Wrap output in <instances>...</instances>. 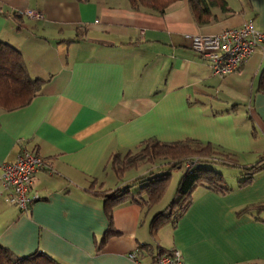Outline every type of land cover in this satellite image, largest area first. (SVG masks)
Wrapping results in <instances>:
<instances>
[{
    "label": "crops",
    "instance_id": "0c3cea01",
    "mask_svg": "<svg viewBox=\"0 0 264 264\" xmlns=\"http://www.w3.org/2000/svg\"><path fill=\"white\" fill-rule=\"evenodd\" d=\"M196 1L174 0L159 12L131 0H0V41L41 80L25 105L0 106V167L24 150L43 162L29 187L37 199L25 210L5 200L0 184L2 246L58 264H131L133 251L153 264L170 249L184 264H264V165L243 185L242 171L223 175L225 192L195 186L176 223L154 233L150 220L161 208L127 200L105 211L104 194L164 167L129 178L140 164L115 171L113 160L147 139L264 157V42L219 77L186 37L247 21L262 28L264 0H224L228 10L212 5L203 22Z\"/></svg>",
    "mask_w": 264,
    "mask_h": 264
},
{
    "label": "trees",
    "instance_id": "16d2710c",
    "mask_svg": "<svg viewBox=\"0 0 264 264\" xmlns=\"http://www.w3.org/2000/svg\"><path fill=\"white\" fill-rule=\"evenodd\" d=\"M133 5L148 4L153 9L162 12L174 0H131ZM196 17L199 22L209 12L212 5H220L228 10L224 0H197L195 2ZM40 79L30 78L24 68L20 52L9 44L0 41V106L13 108L25 105L38 91ZM258 88L264 91V70L258 83ZM212 145L203 144L194 139L177 142H160L156 139H147L140 143L134 152L128 151L118 161L113 160L115 171L119 174L126 168L143 162L159 165H168L170 168H179L186 161L193 162L186 167L180 176L177 185L176 198L164 210L157 211L150 220V229L154 233L165 223L175 224L178 218L186 211L191 203V192L197 185H203L217 192H225L227 186L221 172L213 168V164L232 165L224 161ZM231 154V153H230ZM232 155V154H231ZM264 165V157L252 164L244 165L240 169L245 178L239 180V185L246 184ZM155 173L150 171L147 175L138 178L133 184L121 187L109 194H104L105 211L110 216L112 209L127 200L139 203L145 209H150L163 196L170 173L164 171ZM168 169V168H167ZM137 185L135 191L131 186ZM260 206V205H257ZM264 206V205H262ZM261 207V206H260ZM169 220L171 222H169ZM160 250L159 252H163ZM158 252V253H159ZM0 264H58L47 254L36 251L26 256H17L0 244Z\"/></svg>",
    "mask_w": 264,
    "mask_h": 264
},
{
    "label": "built area",
    "instance_id": "2783aa9c",
    "mask_svg": "<svg viewBox=\"0 0 264 264\" xmlns=\"http://www.w3.org/2000/svg\"><path fill=\"white\" fill-rule=\"evenodd\" d=\"M37 16L34 11L28 12ZM191 48L208 63L213 75L223 77L236 71L264 42V27L256 28L252 22L227 27L213 34H187ZM42 159L34 152L22 151L12 162L1 164L0 184L7 191L5 200L25 210L37 195L29 194L33 174L42 167ZM131 264H143L136 252L128 254ZM153 264H184L181 252L170 249L159 252Z\"/></svg>",
    "mask_w": 264,
    "mask_h": 264
},
{
    "label": "rangeland",
    "instance_id": "374dc122",
    "mask_svg": "<svg viewBox=\"0 0 264 264\" xmlns=\"http://www.w3.org/2000/svg\"><path fill=\"white\" fill-rule=\"evenodd\" d=\"M214 149L217 151L221 150V151H219L220 154H218V157H220L224 161H228L230 163H233L232 165H223V164H213L212 165L215 170L221 172L222 175H224L226 177H228L229 175H233L234 173H237V174L242 173L240 168L243 166V164L246 163L247 165H252L256 162V161L253 162L256 159L253 158L252 156L246 157V158H242V157L239 158L237 156L231 155L228 151L224 150L223 148H220L219 146L214 148ZM248 162H253V163H248ZM157 163H158V161L151 163V164L147 163V162H143L139 166H137L136 169H132L130 172H128V174H126V178H129L130 175L136 174L135 172H139L140 170L146 169L152 165H156ZM153 170L156 172V168H153ZM185 170H186L185 163H183L181 165V167H179V168H170V169H169L168 165H165L164 171L170 173L169 178L167 180L166 190H165L163 196L160 198V200H158L157 203H155L152 206L151 213L155 212L157 210V208H158V210H160V208L162 210H164L176 198L178 181L180 179V176L182 175V173ZM242 178H243V176H241L240 179H242ZM136 189H137V185L131 187V191H135ZM169 222H171V221L169 220ZM157 231H155V232H157Z\"/></svg>",
    "mask_w": 264,
    "mask_h": 264
}]
</instances>
